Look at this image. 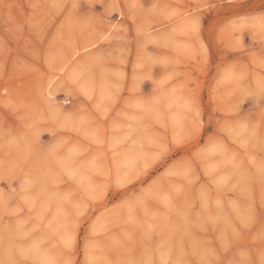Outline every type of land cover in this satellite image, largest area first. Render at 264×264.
Listing matches in <instances>:
<instances>
[{
  "label": "rangeland",
  "instance_id": "rangeland-1",
  "mask_svg": "<svg viewBox=\"0 0 264 264\" xmlns=\"http://www.w3.org/2000/svg\"><path fill=\"white\" fill-rule=\"evenodd\" d=\"M0 264H264V0H0Z\"/></svg>",
  "mask_w": 264,
  "mask_h": 264
}]
</instances>
